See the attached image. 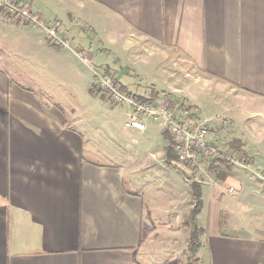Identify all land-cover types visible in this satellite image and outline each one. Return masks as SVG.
<instances>
[{
    "label": "crops",
    "instance_id": "0c3cea01",
    "mask_svg": "<svg viewBox=\"0 0 264 264\" xmlns=\"http://www.w3.org/2000/svg\"><path fill=\"white\" fill-rule=\"evenodd\" d=\"M20 1L93 63L48 41L39 24L0 13V264H137L149 243L157 200L137 186L152 193L153 179L164 180L160 124L112 131L103 149L107 121L78 116L48 78L60 75L114 113L93 92L94 65L141 98L154 90L227 122L216 127L229 153L249 162L201 185L197 258L264 264V0H57L43 13L36 0Z\"/></svg>",
    "mask_w": 264,
    "mask_h": 264
},
{
    "label": "rangeland",
    "instance_id": "374dc122",
    "mask_svg": "<svg viewBox=\"0 0 264 264\" xmlns=\"http://www.w3.org/2000/svg\"><path fill=\"white\" fill-rule=\"evenodd\" d=\"M56 1L57 0H36L35 5L42 12L44 11L45 6H56ZM53 12L59 15L58 18H60L61 12L56 10ZM0 13L7 18L12 19L10 16L5 15L1 10ZM52 22L54 24V21ZM55 25H57L60 30L59 24L55 23ZM21 45L24 46V44ZM73 45L76 46L74 42ZM59 77L60 75L56 73L52 74V77L51 75H48V78H52L51 83L56 89V91L53 92L54 96L60 98L66 103L75 104H72V108L76 109L75 113L80 117H87L95 112H100L102 115V121L105 123L107 121L105 129L102 132L103 137L101 138V148H106L107 142L109 143L110 141V133H112V131L114 132L116 130L119 133H125L127 130H134L125 126V121L127 119H125L124 113L125 108L127 107L126 105H117V108L114 111L115 114L104 109L102 110V107L99 109L98 107L94 108L90 105L93 103H90V97L87 90H82L78 86H70L67 83L64 84L62 83L63 81L58 79ZM93 92L95 95H98V99L99 96H101L102 99H110L107 95L98 92L96 88L93 89ZM142 97L146 98V96ZM165 97L170 98L169 96ZM92 100L93 99L91 98V101ZM172 101L179 107V109H182L181 99L172 98ZM77 104L85 106L78 107ZM94 109L96 110L94 111ZM190 114L194 115V117H198L193 111ZM112 123L113 126L111 125ZM157 124H160L166 145L164 160L165 171H160V176L163 177L164 180H158L156 177L153 179V183L155 184V187H157L156 190L150 191L152 193H146L147 190H144L143 185L138 184L137 186V189L145 194V198L154 197L155 200H157L154 202L157 206V211L153 212L154 214L151 216V235L149 243H144L143 246L137 249V254L135 255L136 262L137 264H204L201 259L197 258L196 252H193L189 246L192 230L189 222L190 214L196 205L192 195V184L197 182L200 185L205 184L206 182L213 183L218 179L226 178L227 175H233L234 177L233 170H235L236 167L243 166L233 164L224 158L225 155L229 154V151L235 150H232L233 148L228 146L227 138L229 135L224 133L225 131L223 132L224 134H221V129L216 126H213L212 128V133H215V140L218 143V146H222L221 148L223 150H227L221 151L222 157L220 160H213L210 163L208 162L209 160H205L203 161L202 167L197 169L186 164L182 159H168L167 147L170 143L172 145V138L165 130L162 122H157ZM109 125L113 127V130L110 129ZM222 135L225 136L222 137ZM103 159L104 158L102 157V160ZM248 162L249 161L246 159V166L248 165ZM235 175L241 174L239 173ZM231 189L232 188H230V193L236 194V188L234 189L235 191H231ZM240 213L243 214L242 212ZM250 213V211L247 212V218H249ZM234 221L238 222V220Z\"/></svg>",
    "mask_w": 264,
    "mask_h": 264
},
{
    "label": "built area",
    "instance_id": "2783aa9c",
    "mask_svg": "<svg viewBox=\"0 0 264 264\" xmlns=\"http://www.w3.org/2000/svg\"><path fill=\"white\" fill-rule=\"evenodd\" d=\"M0 10L13 19L39 24L46 30L48 41L55 46L75 51L85 64L93 63L90 50L75 48L71 39L64 37L57 25H48L28 4L20 0H0ZM92 72L93 89L96 88L98 92L107 95L113 104L127 106L126 125L129 128L144 132L148 121L162 122L165 130L171 135V146L178 159H182L193 168H201L205 160L211 161L222 157L220 148L213 143L209 135L213 126L227 123L224 119L202 120L191 115V112L179 109L171 98L165 96L156 99L141 98L124 90L115 74L106 72L97 65L93 66ZM224 158L236 165L245 164L243 157L233 153L225 155Z\"/></svg>",
    "mask_w": 264,
    "mask_h": 264
},
{
    "label": "trees",
    "instance_id": "16d2710c",
    "mask_svg": "<svg viewBox=\"0 0 264 264\" xmlns=\"http://www.w3.org/2000/svg\"><path fill=\"white\" fill-rule=\"evenodd\" d=\"M152 95H154V97L159 96V94L156 91H152ZM181 108L183 109V111L185 112H192L191 107H187L184 103L182 104ZM234 147L235 148H239L237 145V142L234 143ZM174 149L171 146V143L169 144V146L167 147V158L168 159H178V156L176 154L175 151H173ZM192 195H193V199L195 200V207L193 208V210L191 211L190 214V226L192 228L191 230V238L189 241V246L190 249L194 252H196L200 246V240L199 237L201 235V231L202 229L199 228L196 224V217L199 214V212L201 211L202 208V188L201 185L197 183H193L192 184Z\"/></svg>",
    "mask_w": 264,
    "mask_h": 264
}]
</instances>
